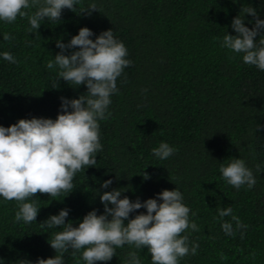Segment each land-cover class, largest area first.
<instances>
[{
  "label": "trees",
  "instance_id": "16d2710c",
  "mask_svg": "<svg viewBox=\"0 0 264 264\" xmlns=\"http://www.w3.org/2000/svg\"><path fill=\"white\" fill-rule=\"evenodd\" d=\"M91 3L97 11L79 12ZM243 7L254 8L264 20V0H80L76 12L64 9L59 22L45 18L33 33L26 17L0 21L3 127L19 119L55 120L61 97L87 95L86 85L73 87L62 78L54 88L59 68L46 67L60 51L56 41L67 44L81 27L92 31L93 40L111 29L132 61L117 79L118 94L110 97L111 116L98 121L102 150L96 153V164L75 175L73 191L65 197L37 193L33 199L40 208L30 224L16 222L17 202L0 197V264L22 260L35 264L38 258L54 257L48 241L62 227L49 229L41 223L61 209L69 210L66 223L76 227L88 212L104 213L99 197L105 191L122 189L121 198L143 202L175 188L191 210L190 222L200 229L184 233L189 246L194 242L199 247L180 264H264V71L244 64L242 54L221 47L225 34L236 35L231 23L243 14ZM243 15L251 29L254 18ZM5 33L13 39L5 41ZM76 50H66L65 55ZM4 52L19 63L4 60ZM161 142L177 149L165 160L152 152ZM230 158L243 159L253 171L257 181L253 188L237 190L224 181L220 165ZM257 164L261 172L256 171ZM143 172L150 178L143 179ZM106 180L112 184L102 188ZM226 207L248 225L246 230L225 235L217 208ZM142 212L146 209L130 213L129 219ZM130 251L138 252L141 264H151L146 248L128 245L116 249L110 261L97 264H126ZM220 253L228 259L222 261ZM64 264L85 262L80 252L73 256L70 249Z\"/></svg>",
  "mask_w": 264,
  "mask_h": 264
},
{
  "label": "clouds",
  "instance_id": "9594fccd",
  "mask_svg": "<svg viewBox=\"0 0 264 264\" xmlns=\"http://www.w3.org/2000/svg\"><path fill=\"white\" fill-rule=\"evenodd\" d=\"M79 2L0 0V21L12 23L17 17H26L30 25L28 31L33 33L45 18L59 22L64 9L76 12ZM30 8L35 11H26ZM93 11H97L95 3L82 7L79 12L91 15ZM241 13L254 18L253 27L250 29L245 26L243 14L236 16L231 23L236 35L225 34L221 47L242 54L244 64L254 65L264 71V35H260L264 33V20L257 17L252 7H243ZM258 35L260 38L256 40ZM92 36L89 28L81 27L67 44L57 40L56 47L60 51L46 65L48 69L59 68L54 88L62 78L73 87L86 85L87 95L71 100L61 97L60 113L55 120L19 119L8 127L0 126V197L17 202L16 222L30 224L36 220L40 207L33 198L37 193L49 197L65 193V197L72 192L75 175L94 166L96 153L102 150L98 121L111 116L108 112L110 97L118 94L117 79L132 61L126 59L127 48L114 37L111 29L101 32L95 40L90 39ZM3 39L9 41L13 37L5 33ZM74 48L78 50L65 55L66 50ZM2 55L10 63H19L10 52ZM259 127L257 125V130ZM176 151L166 142L152 149L154 156L161 160L169 158ZM219 171L224 181L237 190L245 185L251 189L257 182L253 171L240 158H230L226 164L220 165ZM256 171H262L259 164L256 165ZM142 176L145 180L150 178L146 172ZM111 184L112 180H106L101 187L108 188ZM123 191H105L99 197L104 205V213L97 215L94 209L76 227L70 222L66 223L69 214L66 208L61 209L57 215L49 216L41 223V227H62L48 241L56 255L46 259L38 258L35 264H64V254L70 249L73 256L80 252L85 264L107 262L117 254L116 249L125 245L136 250L146 248L150 253L151 264H180L183 257L196 255L199 244L193 242L189 246V236L184 233L189 229H200L196 223L190 222L191 210L183 203L179 190L165 189L155 199L149 198L143 202L139 198L135 201L127 196L121 198ZM141 208L146 209V213H139L129 219L130 213ZM217 213L225 235L235 236L237 231L248 228L233 214L231 207L217 208ZM226 216H230L231 221L223 220ZM232 222H235V228ZM243 235L241 231V238ZM219 255L222 261L228 259L223 253ZM250 255L254 258L255 253ZM19 264L32 262L22 260ZM126 264H141L137 251L127 253Z\"/></svg>",
  "mask_w": 264,
  "mask_h": 264
}]
</instances>
